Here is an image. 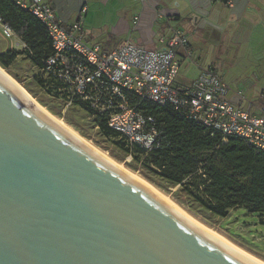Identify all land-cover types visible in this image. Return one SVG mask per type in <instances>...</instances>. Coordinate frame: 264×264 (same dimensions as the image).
Returning <instances> with one entry per match:
<instances>
[{
    "label": "water",
    "instance_id": "95a60500",
    "mask_svg": "<svg viewBox=\"0 0 264 264\" xmlns=\"http://www.w3.org/2000/svg\"><path fill=\"white\" fill-rule=\"evenodd\" d=\"M0 264H261L54 120L0 71Z\"/></svg>",
    "mask_w": 264,
    "mask_h": 264
},
{
    "label": "built area",
    "instance_id": "2783aa9c",
    "mask_svg": "<svg viewBox=\"0 0 264 264\" xmlns=\"http://www.w3.org/2000/svg\"><path fill=\"white\" fill-rule=\"evenodd\" d=\"M16 1L47 28L53 52L42 59L38 76L64 100V111L73 104L91 110L118 132L127 147L149 153L161 147L164 137L156 118L142 108L149 101L173 107L220 131L225 139L242 137L264 151V104L253 112L230 100L231 87L216 66L202 69L191 81L180 80L181 53L192 55L181 28L160 36L155 47L127 39L106 49L84 40L86 7L78 21L66 25L47 0ZM0 23L6 37L16 36L1 18ZM238 94L245 98L242 91Z\"/></svg>",
    "mask_w": 264,
    "mask_h": 264
},
{
    "label": "trees",
    "instance_id": "16d2710c",
    "mask_svg": "<svg viewBox=\"0 0 264 264\" xmlns=\"http://www.w3.org/2000/svg\"><path fill=\"white\" fill-rule=\"evenodd\" d=\"M0 18L26 45L24 50L0 52V64L9 67L16 54L24 51L40 67L42 59L53 52L45 24L16 0H0ZM142 108L162 127L163 142L149 153L129 147L127 153L145 154L144 165L149 172L166 179L170 186L179 185L181 192L214 215L226 217L231 209L245 206L264 217V151L242 137L225 139L220 131L187 118L173 107L146 101ZM88 111L97 118L105 135L119 138L105 119ZM143 174L154 181L147 172Z\"/></svg>",
    "mask_w": 264,
    "mask_h": 264
},
{
    "label": "rangeland",
    "instance_id": "374dc122",
    "mask_svg": "<svg viewBox=\"0 0 264 264\" xmlns=\"http://www.w3.org/2000/svg\"><path fill=\"white\" fill-rule=\"evenodd\" d=\"M136 9L134 6L124 7L121 0H90L87 13H83L85 41L90 45L96 43L109 45L128 37L129 34L116 37L113 28L120 15L126 13L127 17L132 19ZM160 21L163 22L161 19ZM157 29L159 30V27ZM189 37L193 40L194 50L192 55L181 63L179 73L181 81L187 82L195 79L200 70L211 63L219 65L222 75L231 83H234L241 73L249 74L251 72L249 61L244 57L245 45L229 38L224 40L209 37L197 39L192 33L189 34ZM8 49L24 50L23 46L17 43L16 36H5L0 23V52ZM0 67L19 83L30 97L53 115L63 119L93 145L106 152L130 171L147 179L199 221L264 260V217L259 212L240 206L231 209L228 216L219 217L195 199L189 198L186 192H181L179 189L182 187L179 185L170 186L166 179L149 172L144 165V162H147L146 155L134 151L131 158L127 153V146L121 143L117 136L105 135L97 118L87 109L73 104L64 111V100L57 92L48 88L38 79L39 67L26 52L21 51L16 54L15 60L9 67L5 68L1 64ZM143 172H147L155 182L144 176Z\"/></svg>",
    "mask_w": 264,
    "mask_h": 264
},
{
    "label": "crops",
    "instance_id": "0c3cea01",
    "mask_svg": "<svg viewBox=\"0 0 264 264\" xmlns=\"http://www.w3.org/2000/svg\"><path fill=\"white\" fill-rule=\"evenodd\" d=\"M47 1L54 6L58 18L66 25L80 19L83 7L87 8L85 12L87 13L90 2V0ZM121 4L126 8L134 6L137 9L132 19H129L126 13L120 15L113 33L116 37L123 34L129 35L109 45L104 44L106 49L113 48L127 39L155 47L158 38L171 33L174 28H181L188 36L192 53L194 44L189 37L190 33L197 39L229 38L246 46L244 57L249 61L251 72L241 73L234 83H231L222 75L220 66L217 64L211 63L202 69L216 66L231 87L230 100L253 112H259V107L264 104L262 97L264 93V0H121ZM16 39L18 44L25 45L19 36L16 35ZM181 57L183 61L189 56L182 51ZM238 91L244 93V99L239 96Z\"/></svg>",
    "mask_w": 264,
    "mask_h": 264
},
{
    "label": "bare ground",
    "instance_id": "6f19581e",
    "mask_svg": "<svg viewBox=\"0 0 264 264\" xmlns=\"http://www.w3.org/2000/svg\"><path fill=\"white\" fill-rule=\"evenodd\" d=\"M0 71L5 74L14 84H16L19 88H21L27 95L28 97L36 104L38 105L44 112H46L49 116H51L54 120H56L57 122H59L61 125H63L65 128H67L70 132H72L73 134H75L76 136H78L80 139H82L85 143H87L88 145H90L92 148H94L97 152H99L100 154H102L103 156H105L107 159H109L110 161H112L113 163H115L116 165L120 166L121 168H123L124 170H126L127 172H129L132 176L138 178L139 180L143 181L144 183H146L148 186H150L154 191H156L158 194L162 195L163 197H165L166 199H168L169 201H171L173 204H175L178 208H180L187 216H189L191 219H193L194 221H196L198 224H200L201 226H203L205 229L209 230L210 232H212L213 234H215L216 236L220 237L221 239H223L224 241H226L227 243H229L231 246L235 247L236 249L240 250L241 252H243L244 254L248 255L249 257L253 258L254 260H256L257 262L264 264V260L257 257L256 255L252 254L251 252L247 251L246 249H244L243 247L239 246L237 243L233 242L231 239H229L228 237H226L225 235L219 233L218 231L212 229L211 227H209L208 225L204 224L203 222L199 221L196 217H194L193 215H191V213H188V211H186L183 207H181L178 203L174 202L168 195L164 194L161 190H159L157 187H155V185H153L151 182H149L147 179H145L144 177H142L141 175L137 174L136 172H132L129 169H127L125 166H123L121 163L117 162L116 160H114L112 157H110L106 152L102 151L101 149H99L98 147H96L95 145H93L90 141H88L86 138H84L83 136H81L79 133H77L73 128H71L67 123H65L63 121V119L58 118L57 116L53 115L51 112H49L45 107H43L42 105H40V103H38L35 99H33L32 97H30V95L23 89V87L17 83V81H15L2 67H0Z\"/></svg>",
    "mask_w": 264,
    "mask_h": 264
}]
</instances>
